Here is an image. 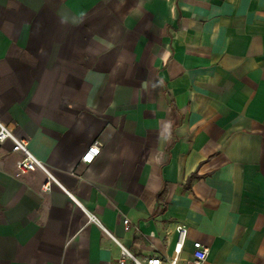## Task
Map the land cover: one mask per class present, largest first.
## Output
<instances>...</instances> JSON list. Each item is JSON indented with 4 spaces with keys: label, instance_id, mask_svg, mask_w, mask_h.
<instances>
[{
    "label": "crops",
    "instance_id": "crops-1",
    "mask_svg": "<svg viewBox=\"0 0 264 264\" xmlns=\"http://www.w3.org/2000/svg\"><path fill=\"white\" fill-rule=\"evenodd\" d=\"M0 123V264H264V0H0Z\"/></svg>",
    "mask_w": 264,
    "mask_h": 264
},
{
    "label": "built area",
    "instance_id": "built-area-1",
    "mask_svg": "<svg viewBox=\"0 0 264 264\" xmlns=\"http://www.w3.org/2000/svg\"><path fill=\"white\" fill-rule=\"evenodd\" d=\"M6 140H9L12 143L11 150L13 152H19L23 155V158L20 161H18L16 164V168L18 172L26 173L29 171H34L36 169L40 170L46 176V181L42 186L43 190H49L50 183L54 182V180L48 173L45 165L41 161L36 159L29 152L27 148V142L25 140L17 139L16 137H14L11 134V132L0 123V143H3ZM98 152H99V143L94 142L88 147L85 154L81 157V161L87 164L91 163V161L98 154ZM91 220H93L92 217H90V221ZM122 223H123V229L127 231L129 229L130 222L127 219H124ZM177 232L179 234V243L177 244L176 251H179L183 243V238L186 234V229L183 227H179L177 229ZM192 247H193V253H192L193 258L188 264H203L208 255L207 246L196 241L193 242ZM125 258H129L134 264H160V260L157 257H151L144 260V262H140L136 258H134L126 249L122 248L119 264H124ZM174 263L175 260L171 262V264Z\"/></svg>",
    "mask_w": 264,
    "mask_h": 264
},
{
    "label": "trees",
    "instance_id": "trees-1",
    "mask_svg": "<svg viewBox=\"0 0 264 264\" xmlns=\"http://www.w3.org/2000/svg\"><path fill=\"white\" fill-rule=\"evenodd\" d=\"M164 194H165V190H162V192L158 195V202L161 203V199L163 200Z\"/></svg>",
    "mask_w": 264,
    "mask_h": 264
}]
</instances>
